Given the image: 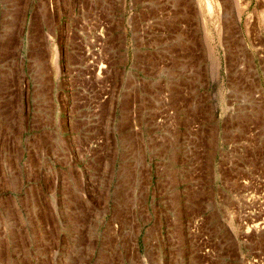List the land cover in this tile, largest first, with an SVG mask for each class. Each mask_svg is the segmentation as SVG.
I'll list each match as a JSON object with an SVG mask.
<instances>
[{
    "label": "rangeland",
    "instance_id": "obj_1",
    "mask_svg": "<svg viewBox=\"0 0 264 264\" xmlns=\"http://www.w3.org/2000/svg\"><path fill=\"white\" fill-rule=\"evenodd\" d=\"M41 1L34 0L35 18L38 23L48 18V28L55 27L50 46L55 104H60L55 114L67 119L80 109L82 158L91 157L90 148L104 146L101 136L107 134L111 160L102 159V169H97L87 159L92 169L83 172L81 183L65 185L61 194L52 183L27 186L25 181L18 197L25 198L30 188L41 219L49 207L43 192L50 188L67 199L78 192L83 204L102 214L97 223L91 221L99 236L109 220L107 211L137 209L134 197H140V209L170 215L153 218L155 224L148 228V237L157 236L158 249L140 245L123 251L110 236L107 249L99 251L95 234L84 232L74 264H112L117 259L130 264H264V71L251 43L264 25V0H77L82 7L74 26L62 11V0ZM38 25L35 36L41 33ZM100 28L106 68L97 74L89 68L84 46H92L90 35ZM16 29L18 41L2 42V54L15 45L25 51V27ZM105 83L108 101L98 106L95 121L94 103L85 92L100 91ZM138 92H146L140 109L148 169L144 181L149 184L142 189L123 184L120 170L122 132L132 122L130 111L138 98L133 93ZM61 125L68 135L70 123ZM182 162L195 163L192 186L175 184ZM16 214L21 224L19 210ZM91 236L93 247L86 245ZM18 252L13 264L31 263L35 255L32 249Z\"/></svg>",
    "mask_w": 264,
    "mask_h": 264
},
{
    "label": "crops",
    "instance_id": "obj_2",
    "mask_svg": "<svg viewBox=\"0 0 264 264\" xmlns=\"http://www.w3.org/2000/svg\"><path fill=\"white\" fill-rule=\"evenodd\" d=\"M61 4L62 11L67 13L70 24L74 26L82 7L81 1L62 0ZM34 5V0H0V44L11 41L12 38L17 42L16 27L24 26L25 35L21 36H24L21 40L26 47L25 51H22L15 45V49L10 50L8 54H2L0 51V264H13V255L15 257L21 255L19 249L27 250V254H29L28 250L32 249L33 254L35 253L34 256L32 255L33 260L31 258V263L28 264H74V259L79 258L80 249L83 248L84 232L95 234L99 251L107 249L110 236H113L112 242L115 243V248L123 251H128L132 247L138 250L141 246L144 250L158 249L157 236L148 237L147 235L150 234L148 228L155 224L153 218L160 217L164 220L170 215L153 209L151 211L140 209L141 202H138L137 206L140 197L133 198L134 207H138L137 209H123L113 211L114 213L107 211L109 220L100 236L97 226L94 225L95 233L92 232L91 227L94 222L97 223L102 214L96 209L93 210L92 206L83 204L78 192L72 199L53 195L50 193V188L49 193L43 192V198L45 196L49 199V207L48 215L41 219L37 216V211H34L33 203L37 200L30 188L25 189V198L18 197L25 181L27 186L37 182L50 187L52 183L53 187H59L58 193L61 194L65 185H76L83 180V172L85 173L88 168L92 169V166L86 165L87 159L95 164V168L101 169L99 165L102 159L111 160L107 154L112 148H109L111 144L107 134L101 136L105 139L102 146L105 148H90L91 153L88 149L85 156L90 153L91 157L82 158L81 137L84 132L82 125H77L81 120L80 109L75 110L67 119L59 117L58 113L55 114L60 105L55 104L57 102L53 87L55 69L50 65V46L55 27L52 30L48 28L51 24L48 18H42L38 23L34 16ZM49 7L50 4L47 11H51ZM38 24L41 26V33L35 36L33 27ZM52 55L54 57V51ZM34 62H36L35 67ZM133 94L138 98L133 100L131 107L132 122L127 124L122 132L124 139L121 145L120 170L123 184H134L142 189L149 184L144 181L148 169L144 160L146 143L145 136L141 133L140 109L141 96H146V92ZM85 95L89 102L94 103L93 116L97 121L98 106L108 101V84H102L100 91L91 89L85 92ZM51 98L56 107L51 105ZM153 119L156 121L155 117ZM157 119L161 120L158 117ZM61 122L70 123L71 130L68 131V135H65V131L61 129ZM189 129L191 130L190 127ZM98 138L95 141L101 142ZM194 164L179 163L181 168L179 167L174 175L176 185H194L196 169ZM109 165H105L104 169L110 168ZM64 171H69L71 174L66 177L61 173ZM18 210L21 213V224H18L16 218ZM34 221L38 225H34ZM159 224L161 226L163 221L160 220ZM86 225L90 226L89 231L85 230ZM132 232L134 236L130 238L128 235ZM92 239L91 236L86 245L93 247ZM125 261L120 263L117 259L112 264H130ZM133 264L140 263L138 261Z\"/></svg>",
    "mask_w": 264,
    "mask_h": 264
},
{
    "label": "built area",
    "instance_id": "obj_3",
    "mask_svg": "<svg viewBox=\"0 0 264 264\" xmlns=\"http://www.w3.org/2000/svg\"><path fill=\"white\" fill-rule=\"evenodd\" d=\"M101 30L102 29L100 28L99 31H95L94 35H90V37H92V39H90V41L92 42V46H84V53H86V55L90 57L89 68L90 70H94L96 68L97 74H100L102 70L106 68V64L102 60L103 54L105 52L104 42L106 39L102 34ZM261 41H263L264 43V25L259 29L258 37L253 38V40L251 41V43H253L254 47H256L258 51L259 59L261 61L260 67L264 71V46H260Z\"/></svg>",
    "mask_w": 264,
    "mask_h": 264
}]
</instances>
